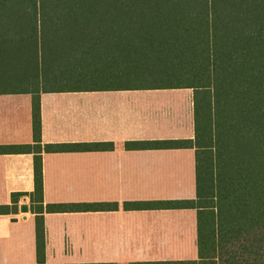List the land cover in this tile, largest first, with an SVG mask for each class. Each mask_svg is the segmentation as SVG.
Segmentation results:
<instances>
[{"label":"trees","instance_id":"obj_1","mask_svg":"<svg viewBox=\"0 0 264 264\" xmlns=\"http://www.w3.org/2000/svg\"><path fill=\"white\" fill-rule=\"evenodd\" d=\"M11 84L34 94L35 144L0 152L35 153L41 209L43 150L93 147H43L41 92L194 89L196 139L169 143L197 148L186 205L198 210L199 259L152 264H264V0H0V86ZM45 247L38 218L37 264Z\"/></svg>","mask_w":264,"mask_h":264},{"label":"crops","instance_id":"obj_2","mask_svg":"<svg viewBox=\"0 0 264 264\" xmlns=\"http://www.w3.org/2000/svg\"><path fill=\"white\" fill-rule=\"evenodd\" d=\"M33 105V93L0 90V146L35 144ZM40 105L44 148L93 147L43 150V209L31 199L35 153L0 152V264H37L38 218L46 264L199 259L198 210L186 205L197 148L169 143L196 139L194 89L49 91Z\"/></svg>","mask_w":264,"mask_h":264},{"label":"rangeland","instance_id":"obj_3","mask_svg":"<svg viewBox=\"0 0 264 264\" xmlns=\"http://www.w3.org/2000/svg\"><path fill=\"white\" fill-rule=\"evenodd\" d=\"M28 86V85H27ZM26 89V86H23V85H20V84H11V85H8L7 87H1L0 86V90H25Z\"/></svg>","mask_w":264,"mask_h":264},{"label":"water","instance_id":"obj_4","mask_svg":"<svg viewBox=\"0 0 264 264\" xmlns=\"http://www.w3.org/2000/svg\"><path fill=\"white\" fill-rule=\"evenodd\" d=\"M21 210H22L23 212H28V211H29V207H28L27 205H22V206H21Z\"/></svg>","mask_w":264,"mask_h":264}]
</instances>
